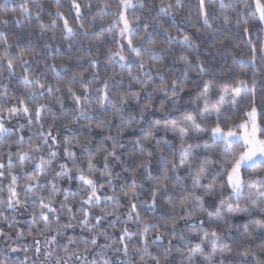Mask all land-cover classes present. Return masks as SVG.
Segmentation results:
<instances>
[{
    "label": "trees",
    "instance_id": "1",
    "mask_svg": "<svg viewBox=\"0 0 264 264\" xmlns=\"http://www.w3.org/2000/svg\"><path fill=\"white\" fill-rule=\"evenodd\" d=\"M22 0H0V17L7 19L9 23L7 25H0V31L6 33L8 37V43L12 44L13 47L8 49L11 52L13 58V70L9 71L7 62L5 60H0V93H7L6 96H0V116L4 117L5 127L13 129V132L6 135L5 137H0V162L7 164V157L9 151L13 152L12 169H4L5 177L0 181V188L4 191L0 192V199L6 200L8 197L7 186L10 183V177L7 175L9 171L19 174V179L17 180V191L19 192V199H28L26 196L23 186L29 183L27 176L24 175L25 172H32V161L39 162V157L44 156L47 158L49 147L42 143L41 137V124L43 125V131L46 133L51 129L52 135L56 136L57 142L53 145V141L49 140L48 144L53 145L52 150L58 153L55 161L51 166L47 168L46 174L40 176L39 179L41 183L47 181H52L58 185L61 189H70L71 192L78 193L77 195H69L66 201L68 206L72 207L77 220L72 221L73 230H68L64 232L61 229V233L66 238V236L71 235H83L87 236L89 239L93 235H99V244H104L106 241L101 233H106L110 238L108 242H113L111 238L115 237L114 247H120L119 235L122 233L123 229L127 227L131 232H137L144 222L155 223L161 225L157 229H153L149 235V247L150 251L157 248V245L151 244V239L157 232L164 234L163 245L160 251L163 250L164 246H167L168 239L172 236L171 231V220L175 217L177 219L176 232L177 235L172 239V256L171 259L174 264H187V255L190 245L185 243L186 240H191L192 244H199L200 239L198 236L189 231L188 224L195 222L197 232L202 230L215 229L219 234L225 236V242L230 244L233 248V256L231 257L232 264H236L239 257L236 253L243 247L252 245L253 250H257V246L262 243L259 239L258 234L252 231L251 222L255 220L264 221V215L253 213L247 217L238 215L232 218L233 228L229 230L224 224H211L207 220L206 213H194L193 219L191 221L185 222V220L179 219L180 216H184L185 213L182 210H173L172 206L166 201L164 194L162 193L157 199V206L155 211H146L140 205H144L151 199L152 188L155 187L156 181H149L146 179L147 172L143 168L144 164H150L153 171V175L159 179L164 172H167L171 180L168 183V191L173 195V202L178 203L179 197L182 195H187V192L192 191L191 183L192 179L198 174V167L200 164L204 163L206 160H211L213 166L210 170L211 175H215L216 172L220 170V161L216 159L219 155V150L224 147L223 144L215 145V150L210 154H203V145L205 143L212 144V139L205 133L202 137H196L195 134L191 135L188 139L185 148L190 145L200 155V158L194 162L193 168L191 170V175H189L188 169H177L180 179L175 178V172L172 171V163H179V149L180 142L179 139L171 132L165 133L162 130L154 131L149 126V121L155 122V120L160 119L163 123L166 119L176 118L177 115L183 114V110L187 109L190 114L197 115V113L204 108L203 101L197 104L192 103L199 95V88L203 85L199 84L202 79L204 84L209 83L211 80V74H206L200 76L197 73L189 72L190 83L183 93H179V88H177L178 96L172 97L170 94L165 95L158 91L157 86L161 83L158 77H153V80L146 88L134 80H132L126 69H122L118 64L110 61L108 58L109 49L116 51L118 49V43H127L124 37L119 35L120 28L122 24L118 26H113L109 30V25L112 20L115 19L119 12L121 11L119 0H103V3L107 5V8L103 12H99L98 9L102 7L101 0H78L81 5L82 20L79 23H83L85 28L88 30L85 34L84 30L77 27V21L74 19L73 10L71 9V0H60L59 6L56 0H29L28 7L35 11V4L40 3L43 5L41 11L40 19L37 20L35 17L31 19L24 18V22L17 25L15 22L16 17H20V9L18 4ZM135 2V0H134ZM145 3V8H135L129 10L127 15L129 21L135 23L136 17L132 15L134 11L139 17L141 23H148L150 25L148 31L152 34L153 40L158 48L166 49L163 58H156L153 60L149 56L142 55V59L145 63L146 68H151L153 71L159 70L168 82V86H171V79L174 76H180V71L183 70V65L175 63V57L180 55L187 56L192 63H196L197 60L205 61L207 66L212 68V72L215 73L217 79L221 80L222 83L234 84L236 80H246L249 86H251L252 79L258 82V87L255 90V101L256 106L259 108L264 105V22L255 19L252 16L251 9H244L243 0H223L224 7H221L220 0H204L205 8L209 13V24L210 26L203 25L202 18L199 13L198 0H182V4L177 6L175 0H143ZM252 3V0H248ZM172 5V11L168 15H157L159 8L161 6ZM62 11L71 23V26L76 30V34L69 39H64L63 21L60 18H56V24L53 26L50 23V18L54 17L57 8ZM13 9L15 11H13ZM245 11V16L240 17L238 13L241 10ZM227 15L230 18V23L225 25L224 16ZM239 20V24L237 23ZM247 20L248 23H244ZM43 21L45 24L49 25L46 29L40 28V22ZM156 21H159L168 30L167 34H171L174 37H182L187 34L192 36L197 44L201 45L199 49H188L179 43L178 40L169 42L163 30L159 29ZM199 28L200 31L196 32L195 29ZM244 28L248 29V32H244ZM104 29V31H101ZM147 33L141 27L140 30L132 37L133 45L140 46L143 43L144 47L148 44L141 41V37L146 38ZM250 41V42H249ZM19 43L20 47L17 48L15 45ZM52 45V51L49 55L48 51L44 50L45 44ZM72 45L71 48L68 45ZM256 49L255 53V65L253 66L250 61L252 60V48ZM6 45L0 40V57L3 56ZM21 49H26L29 53H40L43 52L47 59H42L40 55L35 56L25 55L20 57L17 55ZM99 50V51H97ZM124 55L129 61L135 60V56L130 52L128 47H125ZM95 59L98 64L97 69H93L90 65V60ZM29 60L30 69L29 72L25 73L23 61ZM243 60L246 63L241 65L239 63H233V61ZM38 62V63H37ZM51 64H64L66 67L60 70L59 74L53 73V71L46 67V65ZM174 66V67H173ZM99 71L100 82L108 77H112L117 83L114 86L112 96L113 100H118L121 92L125 94H131L132 92H140L141 99L139 102L129 101L128 106L124 109V119L123 122L119 120L118 117L112 116V110L104 113L102 116L97 115V118L88 121L85 118L78 117L73 123L71 118L75 115V104L72 100L68 98L67 87L68 81L72 77L73 73L79 75L83 73L85 82H87L92 77L93 71ZM139 72L138 66L133 63L132 65V75H136ZM28 75L29 79L35 80L40 79L42 83L52 84L56 87L61 88V93H55L48 95L45 94L43 97H38L35 102L28 100V90L29 88H35V85H26L21 77ZM142 79H147L142 77ZM122 81V83H119ZM95 80L89 85L90 88L100 87L101 83ZM7 85V88L4 86ZM71 87L77 91V94H82V89L79 83H73ZM221 83H214L213 90L210 93L212 104L216 103L219 94V88ZM147 93L152 94V108L146 111L144 120H140L141 108L147 103ZM63 94L65 108L62 110L59 104L56 103V98L58 95ZM24 99V104H26L33 116V121L31 124L28 123V118L24 114L20 115H10L5 112L4 109L11 108L13 106L20 108V99ZM243 99V104L241 108L247 110L252 106V97L249 95L247 98ZM175 100L177 103L175 105L171 104L170 101ZM46 103L51 108V113L60 117V119H53L52 114L48 113L46 110L42 113L41 121L37 122L35 120L34 109L37 104ZM164 105V112L160 111L161 105ZM85 107H92L96 109V100L90 97V103L84 104ZM180 109V113L177 114V109ZM173 113L174 115L165 117V113ZM67 113V118H64V114ZM132 115L137 117L136 121H133L130 129H124L122 135H117L118 131L122 127V124H126ZM112 119V126L102 125L97 128L96 125L100 120ZM241 117H232V123L239 122ZM197 123L201 127L211 129L215 126V119L209 120L207 123L200 120L197 115ZM25 125L24 129L17 132L16 129L19 125ZM68 126L71 130L68 131L65 128ZM223 126V124H222ZM227 130V128H225ZM150 131H154V135L157 139L161 140L159 145L156 144L155 140L150 142H144L143 136L149 134ZM23 135L24 139L21 142L20 136ZM108 136L114 137L119 143H123V148H116V155L120 156L123 163L117 162L111 156H108V167L112 171L113 188L107 183V177L101 176V172L104 170L105 156L108 155L113 150L112 141L107 139ZM64 137H75L79 139L80 144L73 142L72 144H65ZM141 138V142L144 143L145 149L152 153L148 156L146 152H142L139 146L132 143L136 138ZM31 138V139H29ZM167 139L171 143L166 145L163 141ZM89 144L90 152L85 151L82 145ZM41 145V151L36 152L31 149L35 145ZM199 144L201 147L196 148ZM11 146V147H10ZM102 146V148H101ZM68 148L71 152L75 153V163L73 160L65 157L64 149ZM101 148L100 151H97ZM171 149V150H170ZM234 151L239 152L242 149L236 146ZM27 151L31 160L25 161L23 168L16 155L17 152ZM164 155L167 157L165 161L160 160V156ZM89 156H91V162L95 165L97 171L94 174H90L87 171V166L89 163ZM66 163L68 168L71 170L70 175L73 177L69 180L67 176L55 178V173L60 171L59 164ZM129 166V172L125 173L123 168ZM77 168L83 172L84 175L89 176L91 179L96 181L98 185V194L103 196L115 195L119 200L120 206L118 211L113 202H105L101 200L98 206L89 207L91 213L90 222L95 223V217L102 215L103 212L114 213L110 216H105L101 221V224L92 233H89L85 229H82L78 221L83 218V213L80 210L81 198H86L90 189H87L85 185L79 180L75 179L77 176ZM117 173L120 174L119 178H115ZM135 174V178L139 183L144 185L143 188H138V197L132 198V202L138 204L137 211L141 214V220L139 222L132 220L126 221V217L129 211V197L124 196L121 191L120 185L123 184L125 189L129 187L128 181L131 180L132 174ZM245 179H251L254 176L260 175L264 176V168H259L254 172L244 173ZM209 181L204 180L202 183L207 184ZM103 184V188H99V185ZM224 184L223 180L217 182V188ZM50 185L45 187L40 191V195L45 196L46 202L49 194ZM186 189L187 191H182ZM224 196L221 197L218 194L215 197L205 196V207L208 212L212 215H216L219 209V201L221 199H227L228 188L224 185L223 188ZM195 195H204L200 190L195 191ZM245 196L248 195L246 191ZM64 201L63 193H58L53 200V206L57 207V213L60 215V224H65L69 222L67 215V207H59L60 203ZM214 201L216 207H209V204ZM228 203L232 204L233 207L237 206V201L235 199L229 200ZM240 208L250 207V205L245 200H240L238 202ZM227 205H225L226 207ZM5 205L0 203V211H3V215L8 217V220L0 218V228L5 232V236H0V251H6L11 247H17L20 251L16 253H8L10 257L9 264H19V261H23L25 255H27L30 260L29 264L33 260H36L37 264L44 260L43 251L52 250L46 249L45 241L49 239L52 235H55V231H46L42 236L40 231L45 229V224L39 218V204H32L29 200L28 204L20 205L16 210H5ZM88 207V206H86ZM191 208V205H189ZM37 213L36 224H32V213ZM50 215L49 227L50 229H55L57 227L55 223V217ZM117 216L119 219L117 220ZM15 217V220L11 218ZM225 217L226 213H225ZM167 220L169 227L165 229L164 223ZM112 221H116L112 224ZM203 221V224H200ZM11 224V227H9ZM244 224H249V233L252 235V240L249 241L245 238ZM17 231H22L23 236L17 237ZM31 233V234H29ZM185 237L184 240L180 239V236ZM10 237V238H9ZM34 240L40 241V246L42 252L37 258L34 254ZM64 239L60 240L63 244ZM125 243H128L130 249L139 247L141 241L138 237L133 236L130 240L126 238ZM28 246V251L25 253L24 246ZM79 246L83 248V244L73 245L72 248ZM206 253L210 251L207 244L204 245ZM52 248H55L53 245ZM97 248L91 249L95 252ZM183 252L184 256L181 257L179 252ZM109 256L118 255L114 250H106ZM153 254H159L153 252ZM54 255H62L58 249L55 251ZM129 255L136 259V253L130 251ZM4 256H0V260H3ZM127 259V258H125ZM264 259V257H262ZM45 264H50V262L45 261ZM148 264H152L149 259ZM197 264H200L199 260Z\"/></svg>",
    "mask_w": 264,
    "mask_h": 264
},
{
    "label": "snow or ice",
    "instance_id": "2",
    "mask_svg": "<svg viewBox=\"0 0 264 264\" xmlns=\"http://www.w3.org/2000/svg\"><path fill=\"white\" fill-rule=\"evenodd\" d=\"M60 0H56L57 5L59 6ZM102 2V7L98 9L99 12H103L107 5ZM29 0H22L21 3L18 4L20 9V17L15 18V22L17 25H20L24 22V18L31 19L35 17V19L39 20L41 11L43 9V5L40 3L35 4L36 10L33 11L28 7ZM177 6L182 4V0H175ZM244 9H251L252 16L264 22V0H252V3H249L248 0H243ZM221 7H224L223 0H220ZM119 5L121 11L118 16L112 20V23L109 25V30L113 26H118L120 23L123 24V27L120 28L119 35L124 37L127 41L126 45L118 43V49L113 51L109 49L108 58L110 61L118 64L122 69H126L130 78L142 85V87L146 88L148 84H150L153 80V77H158L160 80V84L157 86L159 92L164 93L165 95H171L172 97H176L179 93H183L185 89L188 87L190 83L189 72L197 73L201 77L206 74H211V80L209 83L204 84L203 80L199 81V84L203 85L202 88H199V95L196 97L192 103L197 104L198 102L203 101L204 108L203 110L197 113L200 120L207 123L211 119H215V126L211 129L201 127L199 123H197V115L190 114L187 109L183 110V114L180 113V109H177L176 118L166 119L163 123H161L160 119L155 120V122L149 121V126L154 131L162 130L165 133L171 132L173 133L180 142L179 149V163H172V171L175 172V178L177 180L180 179L179 173L176 171L177 169H188L189 175H191V170L193 168V164L200 158L201 154H198L192 147L189 145L188 148H185L187 141L191 138L192 134H195L196 137H202L205 133L212 139V144L205 143L203 145V154H210L215 150V145L223 144L224 147L219 150V155L216 157L218 161H220L221 167L215 175L210 174V170L213 166V162L211 160H206L204 163L200 164L198 167V174L192 179L191 189L192 191L187 192V195H182L179 197V202H173V195L168 191V183L171 180V177L164 172L163 175L157 179L156 176L153 175V171L151 169L150 164H144L143 168L147 172L146 179L149 181H156L155 187L152 188L151 191V199L149 202L144 205H140L146 211H155L157 206V199L163 193L166 201L172 206L173 210L179 209L182 210L185 215L180 216L179 219L187 221H191L193 219L194 213H206L207 220L211 224H224L227 226L229 230L233 228L232 218L238 215H242L247 217L253 213H258L264 215V176H254L251 179H245L244 173L254 172L259 168H264V105H261L259 108L256 106L255 101V90L258 87V82L255 79H252L251 86H249L248 81L246 80H236L234 84L222 83L221 80L217 79L215 73L212 72V68L208 67L205 61L197 60L196 63H192L187 56L180 55L175 57V63L182 64L183 70L180 71V76H174L171 79V86H168V82L165 80L164 75L159 71H153L151 68H146L145 63L142 59V55H147L153 60L156 58H163L165 55L166 49L158 48L153 40L152 34L148 31L150 25L148 23H141L139 17L133 11L132 15L136 17L135 23L129 21L128 11L133 10L137 7L145 8V3L143 0H119ZM199 13L202 18L203 25L210 26L209 24V13L205 8L204 0H198ZM71 9L73 10L74 19L78 22L77 27L84 30L85 34H87L88 30L85 28L83 23H79L82 20V11L81 5L78 3V0H71ZM13 11H15L13 9ZM172 11V5L168 4L167 6H161L159 8V12L157 15H168ZM238 15L240 17L245 16V11L242 9ZM56 18H60L63 21V30H64V39H69L76 34V30L71 26V23L67 17H65L64 13L57 8L54 17L50 18L51 25L56 24ZM9 21L0 17V25H7ZM225 25L230 23V18L225 15L224 16ZM239 24V20L237 22ZM244 23H248L247 20ZM159 29L163 30L165 34L168 33V30L164 27L162 23L156 21ZM40 28L46 29L49 25L45 24L43 21L40 22ZM143 28L145 33H147L146 38L141 37V41H144L148 44L147 47L143 46V43L140 46H134L132 37ZM104 31V29H101ZM196 32H199L200 29L196 28ZM244 32L247 33L248 29L244 28ZM166 38L169 42L174 40H178L181 45L188 49H199L201 48L200 44H197L196 41L187 34L182 37H174L171 34H167ZM0 40L6 45L3 56L0 57V60H5L7 62V66L9 71L13 70V58L12 54L8 49L13 47L12 44L8 43V37L5 32L0 31ZM250 42V41H249ZM17 48L20 47L19 43L15 45ZM69 48L72 45H68ZM128 47L131 53L134 54L135 60L129 61L128 58L124 55V48ZM44 50L48 51L49 55L52 51L51 44H45ZM99 51V50H97ZM264 52V49H261ZM252 60L250 63L255 65V53L256 49L253 46L252 48ZM18 56L23 57L25 55H32L35 59V56L40 55L42 59H47L44 56L43 52L40 53H29L26 49H21ZM30 61L24 60L23 65L25 73L29 72L30 69ZM38 63V62H37ZM135 63L139 72L136 75H132V65ZM233 63H239L244 65L246 62L243 60L236 61ZM90 65L93 69L98 68L97 61L95 59L90 60ZM49 67L53 73L59 74L60 70L64 69L66 65L64 64H51L46 65ZM174 67V66H173ZM142 77H146L147 79H142ZM23 82L26 85H35V88H29L28 90V100L35 102L38 97H43L45 94L51 95L53 92L61 93V88L56 87L52 84L42 83L40 79H29L28 75H24L21 77ZM79 80L82 94H77V91L74 90L71 85ZM95 80L100 82V74L99 71H93L91 79L85 82V78L83 73L77 75L73 73L72 77L68 81L67 87V95L70 100H72L75 104V115L72 116L71 122H75L78 117L85 118L88 121H91L97 118V115L102 116L104 113L108 112L110 109L112 110V116L118 117L121 122H123L124 109L128 106L129 101L139 102L141 99L140 92H132L131 94H125L123 92L120 93L118 100H113L112 96L114 95L113 89L115 84L117 83L112 77H108L104 79L101 83L100 87L90 88L89 85L92 81ZM119 83H122L120 81ZM214 83H221V87L219 88L218 99L215 104H212L210 93L213 90ZM7 88V85L4 86ZM177 88H179V93L177 92ZM7 93H0V96H6ZM147 103L141 108L140 120H144L145 112L151 110L152 108V94L147 93ZM249 95L252 97V106L243 110L241 105L243 104V99L247 98ZM90 97H93L96 100V109L92 107H85L84 104L90 103ZM56 103L59 104L60 108L63 110L66 106L64 104V96L60 94L56 98ZM171 104L175 105L177 101H170ZM20 104L22 107L17 108L15 106L11 108L4 109L5 112L10 115H20L21 113L27 116L28 123L31 124L33 121V116L30 108L24 104V99H20ZM51 113V108L46 103L37 104L34 109L35 120L37 122L41 121L42 113L44 111ZM160 111L164 112V105L162 104L160 107ZM165 117L174 115L173 113H165ZM53 119H60V117L52 114ZM241 117L239 122L232 123V117ZM64 118H67V113L64 114ZM137 117L132 115L126 124H122L120 131H118L117 135H122L124 129H130L133 121H136ZM223 124V126H222ZM102 125L112 126V119H104L100 120V122L96 125L97 128H100ZM25 125H19V128L16 129L17 132H20L24 129ZM66 130L70 131L71 129L65 125ZM225 128L227 130L225 131ZM154 131H150L148 135L143 136L144 142H150L155 140L156 144L159 145L161 143L160 139H157L154 135ZM13 132V129L5 127L4 117L0 116V137H5L6 135ZM41 137L42 143L44 145H48L49 152L47 158L44 156L39 157V162L32 161V172H25L24 175L27 176L29 183H26L23 186V190L28 197V199L21 200L19 199V192L17 191V180L19 179V174L15 172L9 171L7 175L10 177V183L7 186L8 197L6 200L0 199V203L4 204L5 210L11 209L16 210V208L22 204H28L29 200H31L32 204H39V218L45 224V229L40 231V235H44L46 231H55V235H52L49 239L45 241L46 249L52 250H44L43 257L44 260L40 261V264H45V261L50 262V264H148V260L152 261V264H174V261L171 259L172 256V239L177 235L176 225L177 219L174 217L171 220V231L172 236L168 239L167 246L163 247V250L160 251L161 246L164 241V234L157 232L151 239L152 245H157V248L150 251L149 247V239L148 235L153 229H157L161 227L159 224L144 222L142 226L138 229L137 232H131L127 227H125L122 233L119 235L120 247H114L115 237L111 238L113 242H108L109 237L106 233H101L103 238L105 239L104 244L98 245V240L100 238L99 235H93L89 239L87 236L83 235H71L66 236V238L61 233V229L64 232L68 230H73L72 221H76L77 217L72 210L71 206L66 204L69 195H77L78 193L71 192L70 189H61L58 185L52 181H47L45 183H41L39 177L46 174L47 168L52 165L55 161L58 153L52 150L53 145L56 144L57 138L52 135L51 129H49L46 133L43 131V125L41 124ZM20 141L22 142L24 137L20 136ZM31 139V138H29ZM107 139L112 141L113 150L105 156L104 170L101 172V176L107 177V183L113 188V179L112 171L108 167V156H111L117 162L123 163L121 161L120 156L116 155V148H123L124 144L119 143L114 137L108 136ZM49 140L53 141V145H49ZM75 142L76 144H80L79 139L75 137H64L65 144H72ZM166 145H169L171 142L165 139L163 141ZM82 145L85 151L90 152L89 144ZM135 145L139 146L142 152H146L148 156H151L152 153L145 149L144 143L141 142V138H136L132 141ZM239 146L242 150L239 152L234 151L233 149ZM11 147V146H10ZM201 147V145L197 144L196 148ZM102 148V146H101ZM101 148H98L97 151H100ZM32 151L40 152L41 145L37 144ZM171 150V149H170ZM65 157L73 160L75 163V153L71 152L68 148L64 149ZM16 155L21 163V167L25 161L31 160L29 156V152L22 151L17 152ZM13 152L9 151L7 157V164L0 162V181L5 177L4 169H12L13 160H12ZM167 157L164 155L160 156L161 161H165ZM60 171L55 173V178L65 177L67 176L69 180H72L73 177L70 175V169L66 163L59 164ZM87 171L90 174H94L97 169L94 164L91 162V156H89V163L87 166ZM125 173L129 172V166H125L123 168ZM77 176L75 179L82 182L83 185L90 189V192L87 194L86 198H81L80 210L83 213V218L78 221L79 225L82 229H85L89 233H92L96 230V228L101 224V221L105 216L113 215L114 213L103 212L102 215H98L95 217V223L90 222L91 213L89 211V207L98 206L101 200L105 202H113L116 206V210L120 206L119 200L115 195L112 196H103L101 197L98 194V185L96 181L91 179L89 176H86L81 172L79 168H77ZM120 174L117 173L115 178H119ZM208 180L207 184L202 183V181ZM219 180H223L224 184L220 185V188H217V182ZM129 187L125 189L123 184L120 185L121 191L124 196L129 197V211L126 217L127 221L135 220L139 222L141 220V214L137 211L138 204L132 202V198L138 197L139 193L137 191L138 188H143L144 185L139 183L135 174H132V178L128 181ZM50 185L49 194L46 198L43 195H40V191L45 187ZM224 185H227L228 188V197L227 199H221L219 201V209L216 212V215H212L211 212L207 211L205 207V196L215 197L217 194L221 197L224 196ZM104 185H99V188H103ZM200 190L204 193V195H195V191ZM4 191L3 188H0V192ZM182 191H187L186 189H182ZM248 192V195L245 196L244 193ZM63 193L64 201H62L59 207H67V215L69 222L65 224H60V215L57 213V207L53 206V200L55 199L56 194ZM235 199L237 201V206L233 207L232 204L228 203L229 200ZM245 200L250 207L240 208L238 202L240 200ZM191 205V208L189 207ZM225 205H227L225 207ZM88 206V207H86ZM209 207H216L214 201L209 204ZM225 213L227 218L225 217ZM52 214L55 217V223L57 227L55 229H50L49 221L50 215ZM36 216L37 213H32V224H36ZM0 218L8 220L9 218L3 215V211H0ZM15 220V217L11 218ZM119 216H117V220ZM116 221H112L114 224ZM200 224H203V221H200ZM252 231L258 234L259 239L262 241L261 244L257 246V250H253L252 245L249 244L246 247L240 249L236 255L239 259L236 261V264H264V221L255 220L251 222ZM11 227V224H9ZM165 229L169 227L167 220L164 223ZM189 231L196 234L200 239L199 244H192V241L186 240L185 243L190 245L188 249V255L186 257L187 264H197L199 260L200 264H232L231 257L233 256V248L230 244L225 242V236L219 234L215 229L211 230H202L197 232L196 223L188 224ZM244 233L245 238L249 241L252 240V235L249 233V224H244ZM31 234V233H29ZM17 237H22L23 232L17 231ZM0 236H5V232L2 228H0ZM133 236H136L141 241L139 247H135L130 249L128 243H125L126 238L130 240ZM10 238V237H9ZM64 239L65 242L63 244L60 243V240ZM181 240H184L185 237L183 235L180 236ZM83 244V248L77 246L76 248H72L73 245ZM207 244L210 248V251L206 253L204 245ZM55 248H52V246ZM34 254L37 258H39L42 249L40 246L39 240H34ZM98 250L93 252L91 249L97 248ZM62 252V255H54L56 250ZM25 253L28 251V246L25 245L24 249ZM106 250H114L118 255L109 256ZM20 251L17 247H11L6 251H0V256H4L3 260H0V264H9L10 257L8 253H16ZM130 251L136 253V259H133L129 253ZM157 252L159 254H153V252ZM179 252V250H177ZM181 257L184 256L183 252H179ZM127 258V259H125ZM30 258L25 255L23 261H19V264H29ZM31 264H37L36 260H33Z\"/></svg>",
    "mask_w": 264,
    "mask_h": 264
},
{
    "label": "rangeland",
    "instance_id": "3",
    "mask_svg": "<svg viewBox=\"0 0 264 264\" xmlns=\"http://www.w3.org/2000/svg\"><path fill=\"white\" fill-rule=\"evenodd\" d=\"M122 24V23H121ZM122 27H123V24H122ZM263 38H264V34H263ZM226 131V130H225Z\"/></svg>",
    "mask_w": 264,
    "mask_h": 264
}]
</instances>
